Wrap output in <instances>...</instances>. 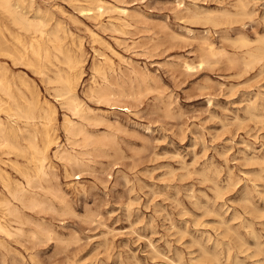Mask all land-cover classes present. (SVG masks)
Listing matches in <instances>:
<instances>
[{
  "label": "rangeland",
  "instance_id": "1",
  "mask_svg": "<svg viewBox=\"0 0 264 264\" xmlns=\"http://www.w3.org/2000/svg\"><path fill=\"white\" fill-rule=\"evenodd\" d=\"M107 1L129 8V25L83 14L91 0H25L48 33L37 54L34 33L0 11V34L31 62L14 71L58 112L45 205L23 208V234L0 233V264H264V55L252 61L264 0ZM69 53L88 107L70 140L49 69Z\"/></svg>",
  "mask_w": 264,
  "mask_h": 264
},
{
  "label": "bare ground",
  "instance_id": "2",
  "mask_svg": "<svg viewBox=\"0 0 264 264\" xmlns=\"http://www.w3.org/2000/svg\"><path fill=\"white\" fill-rule=\"evenodd\" d=\"M24 1L0 0V11L12 17L26 30L34 33L31 48H33L36 54L41 53L45 49L42 46V41L46 38V35L48 36L44 28V20L30 16L29 12L34 10L39 12L40 8L35 9L32 2L26 6ZM91 1L93 5L87 8L80 7L83 14H88L98 19L104 12L114 11L118 14L116 18L120 20V23L130 24L128 19L133 15L128 7L111 4L107 0ZM216 12L218 13L219 11L217 10ZM91 32L94 36H98L97 32ZM15 38L20 39V36L16 35ZM259 41L260 46L258 50L252 53V61L264 55V39L261 38ZM206 44L211 52L215 51V46L211 42H207ZM109 47L114 51L111 45ZM25 57V53H21V51L15 49L14 43L11 42L8 36L4 33L0 34V233L5 234V238L6 236L14 237L24 233L22 226L24 224L23 208L34 209L45 205V201L42 199L39 190L44 188L42 180L49 174L50 150L53 144L56 143V137L54 136L58 113L56 105L49 99H41L37 89L39 86H36V88L24 74H17L14 71V64H31V62L25 61ZM52 61L55 62V60ZM82 62L81 59L69 53L67 55V68L64 69L57 64L49 68L57 76V80L62 83V86L58 90L60 92L56 94V99L64 100L63 102L67 104L70 110L71 115L65 114L63 122L69 140L73 139L74 136L83 130V127L72 118V115L82 116V112L88 109L79 98L77 92V87L83 73ZM184 64L188 69L194 68V65L188 60H185ZM46 68L47 66L40 65L37 72L46 73ZM103 90L104 88H101L100 92L105 94ZM123 107L129 109V106L125 105ZM20 157L23 158L24 162L19 161ZM61 157L69 162L79 163L78 157L72 154L71 151L70 153L64 152ZM8 166L17 169L24 180H14L11 172L6 168ZM6 215L13 216L12 220L15 221V224L13 221H4L2 217ZM33 235L38 234L37 232H33ZM0 245H5V241L1 240V238ZM214 260L220 261L218 259ZM239 260L241 261V259Z\"/></svg>",
  "mask_w": 264,
  "mask_h": 264
}]
</instances>
